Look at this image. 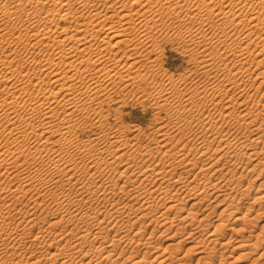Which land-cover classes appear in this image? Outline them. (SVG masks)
Here are the masks:
<instances>
[{
  "label": "bare ground",
  "instance_id": "bare-ground-1",
  "mask_svg": "<svg viewBox=\"0 0 264 264\" xmlns=\"http://www.w3.org/2000/svg\"><path fill=\"white\" fill-rule=\"evenodd\" d=\"M168 44L189 56L179 75L162 69ZM128 95L156 127L110 121ZM261 104L264 0H0V264H173L206 227L205 200L233 216L245 170L264 188ZM223 226L206 241L228 246Z\"/></svg>",
  "mask_w": 264,
  "mask_h": 264
},
{
  "label": "rangeland",
  "instance_id": "rangeland-1",
  "mask_svg": "<svg viewBox=\"0 0 264 264\" xmlns=\"http://www.w3.org/2000/svg\"><path fill=\"white\" fill-rule=\"evenodd\" d=\"M188 59H189V56L187 54L183 53L181 50H179L178 47H175V45H173V44H168L165 47L164 53L162 55V69L164 70V68H165L164 71L168 72L169 74H171V72H172L173 75H179L181 72H184L186 70V68H188L190 66L189 63H187V62H189ZM131 97L132 96H129V95L127 96V103L123 106V110L121 111L122 113H120V115H119V113L116 114L114 110H111L110 121L112 123H119V122L121 123V121H123L121 123L123 125L128 124L127 126L137 127L139 129H142V130L144 129V131H149V130H151L150 128L153 129L154 127H156L157 126V119H158L157 110L154 107H152V105L149 102H147V103L144 102L145 103L144 104L143 102H141L137 98L135 99V97H133V98H131ZM128 99H129V101H128ZM148 104H150V105H148ZM143 105H145V107ZM262 105L263 104H261L260 108H264V106H262ZM116 106H118L117 103H111L110 105H108V104L105 105L104 109L106 108L105 109L106 112L107 111L109 112L110 109H115ZM154 115H155V117H154ZM164 116H165V112H162L160 117H164ZM85 137L86 136L83 135V138H85ZM152 137H151V139H152ZM157 138H158V134L155 135L154 140H156ZM141 140H143V142H149L148 137L146 138L143 136L141 138ZM251 164H252V162H250L248 165L251 166ZM257 171L258 170L254 171V172H247L246 170L244 171V173H246V174L248 173V174L247 175L244 174V176L241 178V180H243L242 185L243 186L245 185V187H247V185H249L248 182H250V181H251V184H253V185L249 186L250 189L248 188V190L245 191L246 197L244 200L241 201V204L235 205V206L238 205L239 208L237 209V211L235 212V214L233 216H227V215H225V216L221 215L220 216L219 215V213L223 209V207H220V206L215 204L216 198H218V197H214L215 201L212 200V199H214L213 197L212 198L210 197L203 202L204 208H202L200 213L204 214V213H207L208 211H210V212L213 211V212L207 221L206 227L202 228V231H200V233H198V236H196L197 233H195V235H194L195 237L193 239H191L194 241L196 239V237L199 238L200 236L202 237L201 240H204L205 238L208 239V236H209L208 234L214 230V228L216 227L217 224L222 223V224H224V226L222 227L221 230H219V233L222 235H220L219 233L218 234L223 237V238L221 237L222 239L226 238L225 240L228 239V241H229V238L230 239L232 238L231 239L232 242L229 241L228 246H222V245H220L221 242H220V244L217 243L215 245L213 242L206 241V239H205L204 241H202V245H204L206 247L205 244H207V242H210L209 244H207L210 248H206V251H205L204 250L205 247H204L203 248L204 251L197 253V252H195V248L193 247V243H194L193 241H191V240L183 241L182 243H180V245H179L180 247H178L179 249H177V251H176L177 257L178 258L182 257L181 259H177L176 260L177 262H182L181 264H196V263L198 264V262H199V264H264V258L258 259L259 254H261L264 251V228H263L264 227V225H263L264 224V196H262L264 194V188L262 186L259 187L258 180H255L252 177V176L256 175ZM259 178H261V181L264 180V172L259 176ZM120 182L122 183L121 180H120ZM254 196L258 197L259 199L257 201H254V198H255ZM251 201H254L253 202L254 204L252 205L253 207L251 208V211L249 212L250 213L249 218H251V220L248 222L242 221L243 224H242V222L240 223V221L235 222V216L243 214V212L246 211V207L249 205L248 202H251ZM190 202L191 201H187V203H184L182 205L184 207V210L183 211L181 210L180 214H186L187 213V211L189 210L190 204L192 203V202L191 203ZM214 205H216L217 207ZM167 215L173 216L172 212H170ZM197 220H199V219H197ZM140 223L141 222H138L135 225L134 230H136V228L139 227ZM182 223H183V221H177L176 222L177 225L175 227H173V229L171 230L170 233L173 234V232H175V230ZM155 224L156 223H153V225H155ZM150 226L147 228L146 234H149L148 232L150 230ZM243 226H245L244 229L245 228L246 229L242 235V234H240V232L238 233V231L240 230V228H243ZM235 227H236V229H235ZM161 228H163V225H161V226L157 225L158 230H160ZM191 229H192V226L184 225L182 232L178 233L174 237L173 242L180 240V238L185 236L186 233L189 232ZM244 229H242V230H244ZM236 230H238V231H236ZM36 232H37V229H34L32 231V234H34ZM114 234H115V231L111 230L109 232V238L112 237ZM158 235H159V232H155V235L153 237L157 239ZM204 236H206V237L204 238ZM241 238H243V239H241ZM258 238H260V241H259L260 245L258 246L257 250L252 254L247 253V250L245 251L242 249L235 248V246H237V244H239L240 241L244 240L245 242L249 243V242L258 241ZM238 240H239V242H238ZM169 243H171V240L167 241L166 236L159 237L158 244H157L158 249L156 250L157 253L158 252L162 253L164 246H166ZM212 244L216 248H212L213 247ZM47 246L48 245L46 244L45 248H44V249H46L47 252H48V250L49 251L55 250V248H50V247H48V250H47ZM191 248H194V250H191ZM118 250L120 251V249H118ZM189 250L191 251L190 253H188ZM209 251H210V253L206 254ZM153 254H156V253H152L151 257L154 256ZM199 258H202V259L200 261H198ZM254 258H257L258 260L256 262H253ZM176 261H174L173 264H177ZM151 262H152V260H151ZM127 263L128 262H126V264ZM108 264H121V262L109 261ZM154 264H158V262L154 261Z\"/></svg>",
  "mask_w": 264,
  "mask_h": 264
}]
</instances>
